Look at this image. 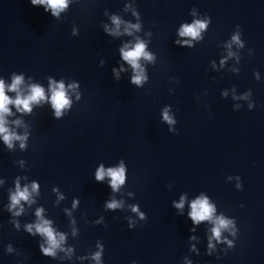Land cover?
Masks as SVG:
<instances>
[{"label":"water","instance_id":"obj_1","mask_svg":"<svg viewBox=\"0 0 264 264\" xmlns=\"http://www.w3.org/2000/svg\"><path fill=\"white\" fill-rule=\"evenodd\" d=\"M113 16L118 35L106 31ZM194 20L207 24L200 38L180 36ZM138 39L154 57L140 60L141 85L120 52ZM13 73L25 94L38 84L50 96L49 78L78 87L59 118L47 99L30 113L9 105L7 126L28 137L11 149L0 138V264H96L98 244L102 264H264V0H68L58 17L31 0H0V79L10 84ZM121 161L118 191L95 179ZM17 180L38 192L13 216ZM201 194L235 222V236L223 231L213 249L212 222L189 216ZM113 199L122 207L108 209ZM38 208L70 254L41 253L46 238L25 228Z\"/></svg>","mask_w":264,"mask_h":264},{"label":"clouds","instance_id":"obj_2","mask_svg":"<svg viewBox=\"0 0 264 264\" xmlns=\"http://www.w3.org/2000/svg\"><path fill=\"white\" fill-rule=\"evenodd\" d=\"M32 5H43L45 6V11L51 10L54 16H59L60 12L67 8L68 0H31ZM112 23L115 25V29H107L106 31L118 35L120 24L122 21L117 17H112ZM207 24L201 20H194L191 25L184 24L181 26L179 30V35L184 37H191L192 39L200 38L201 30L205 29ZM139 30L138 24H128L124 31L131 34L132 30ZM232 42L236 43L238 46L243 47V43L240 40L239 34H235L232 36ZM178 44L183 43L185 45H189L191 41L185 40L183 42L177 41ZM230 47V45H229ZM146 45L143 41L139 39L132 46L129 47L127 44L124 45L120 49L121 55L125 61H127L133 69L134 75L131 80L132 83L136 85H141L144 81L147 80V76L145 75V70L140 64L141 58L147 61H153L154 57L151 53L145 50ZM231 56L232 53L229 52ZM223 63V61H222ZM115 71V70H114ZM24 83V79L22 75H16L13 73L12 82L10 84H5L3 79H0V138L3 139L4 143L7 145L9 149L13 148L14 141H20V147H25V141L27 140L28 134L24 133L23 135L18 134L17 132L10 130L7 126L6 115H11V109L9 105H14L18 112H28L32 111L33 104H39L41 101L50 100L52 108L55 110L54 115L56 118H59L63 114V110L69 108L71 105V101L68 96V89L75 91L78 85L76 83H71L65 87L63 81L57 82L49 78V91L51 93L50 96H46L45 90L42 86L38 84H30L28 85V91L25 94L21 89V85ZM7 91H12L16 93L15 98L10 97L6 94ZM226 95V93H225ZM246 98V97H244ZM77 99H79V94L77 93ZM251 107V105L249 106ZM163 119L167 121L169 124L175 123L172 116L169 115L168 110L165 109L163 112ZM14 123L19 126L21 124L20 120L14 121ZM105 176L110 178V186L113 191H118L120 186L125 183V165L123 161H121L120 165L115 168L105 169L103 165H101L96 173L95 179L97 181H103ZM239 179V177H237ZM2 183V181H0ZM237 187H241L240 184ZM38 192V184L33 181L31 186L25 185L21 188L19 180L16 182L15 191L10 194V204L8 205V210L12 212L13 216H19L23 211V205L21 201L28 202L29 204L33 203L31 199L32 193ZM62 198V197H61ZM185 198L182 196L178 203L174 202V206L177 209H183ZM19 206V207H17ZM75 207V203L73 204ZM108 209H117L122 207L121 202L113 199L106 204ZM191 211L189 212V216L194 224H199L202 221H210L213 224L211 228V236L209 237V249L215 248V245L212 243V240L215 239L217 242L222 240V232L228 231L230 234L235 236V222L232 219H228L224 216H215L216 208L213 204L209 202V199L201 194L197 199L191 202L190 205ZM131 210L136 212L141 219H144V213L139 212L137 206H131ZM43 209L38 208L36 210V216L38 218L35 224H28L25 226L26 231L32 235L40 234V236L46 238L47 247L44 244L39 245V249L41 253L45 256L55 257L56 250L60 249L61 251H66L69 254L71 253V249L62 248V243L65 241V235L63 233H58L51 226V221L45 219L42 215ZM16 227L19 228L18 222L16 223ZM128 227L131 229L134 227V223L130 220L128 223ZM33 229L35 231H33ZM194 230V229H193ZM223 241L228 244L229 248L234 247L233 241L228 240L227 237L223 238ZM98 251L92 254V259L96 261V264H102V255L104 252V246L101 244L97 245ZM9 251H11V246H9ZM210 254V253H209ZM132 264H136V261L133 260Z\"/></svg>","mask_w":264,"mask_h":264}]
</instances>
